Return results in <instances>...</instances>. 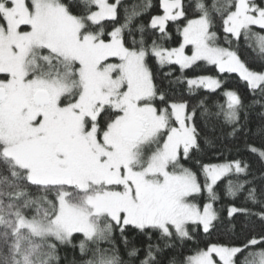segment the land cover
Wrapping results in <instances>:
<instances>
[{
	"label": "snow or ice",
	"instance_id": "1",
	"mask_svg": "<svg viewBox=\"0 0 264 264\" xmlns=\"http://www.w3.org/2000/svg\"><path fill=\"white\" fill-rule=\"evenodd\" d=\"M159 6L145 23L152 0H0V264H264V67L238 54L243 37L264 65V0ZM170 22L178 47L166 44ZM201 61L237 73L254 99L226 90L215 110L190 107L162 87L178 65L170 87L220 88L214 76H185ZM197 108L207 124L223 117L259 169L243 158L200 163L214 140L201 135ZM240 217L238 238L169 255Z\"/></svg>",
	"mask_w": 264,
	"mask_h": 264
},
{
	"label": "trees",
	"instance_id": "2",
	"mask_svg": "<svg viewBox=\"0 0 264 264\" xmlns=\"http://www.w3.org/2000/svg\"><path fill=\"white\" fill-rule=\"evenodd\" d=\"M140 0H124L126 4L139 3ZM260 0H257L259 3ZM160 0H152V8L142 17V21L147 23L150 19L151 15H160L163 14V9L159 6ZM255 31H259L258 27L253 26ZM171 33V39L166 41L167 46L169 47H178L179 43L182 42V37L179 32H177V25L174 23L169 24L168 28ZM238 54L241 59L244 60L247 65L254 70H261L264 65L261 64L259 57L256 52L253 51L252 48H248L245 46L243 37L241 38V47L238 50ZM198 66H194L192 69L185 70V76L187 78H194L200 75L206 76H214L218 79L222 80V85L220 88L215 91L206 89L204 87H198L195 93H189V86L186 83L182 84H173L171 87L169 86V79H175L176 76L180 75L179 66L174 65L172 68L173 76L169 78H165L161 81L162 87L169 89L170 92L176 97H183L189 102L190 107L199 105L200 101L203 100L209 107L215 110V106L217 104H225L226 97L223 95L226 90H234L238 92L241 97L244 99L245 104H249L254 97L252 96L249 88L237 73H220L216 66L208 65L205 62H197ZM168 68H165L164 71H168ZM258 98V97H257ZM261 109L259 106L252 108L249 111V126L254 133L257 127L262 123L259 112ZM198 116L196 117V123L198 125L199 130L201 131L202 136H209L214 140L212 145H204V150L197 154L196 158L203 164H221L226 161L232 160L234 158H243L248 160L250 164L253 165V170L256 171L259 169V164L256 162V157L254 155L248 154L244 151V143L243 139L240 141H234L231 137L226 136L224 133L226 131L225 126L223 124V117L217 120H213L210 124L205 123L199 117V108H197ZM252 142H254L257 146L260 145L261 141L258 137L250 135L248 137ZM203 143V141H202ZM237 148L240 149V154H237ZM231 149V150H229ZM188 163V166L198 167V165H193L191 162ZM257 174H259L257 172ZM225 180H221L218 182V186H223ZM228 198L225 197L223 203L227 205ZM242 201L238 200L237 204H241ZM220 207L219 204L216 205ZM222 216L225 213H221ZM243 220V217L239 219H235L234 223L237 225L235 229L232 228L231 225L227 223L225 219L224 223L218 225V227L211 232V234H205L202 229L196 233L193 241H187L183 244L177 242L176 247L172 249L169 253L170 256H176L177 259H181L188 255L193 254V250L196 247L203 248L209 242L216 241H227L231 239H236L239 236V228L240 223ZM79 235V234H78ZM79 238H82L79 237ZM130 239H135L138 246L142 245L144 238L138 236L135 233L130 234ZM78 243V240L76 241ZM123 252V249H122ZM67 256L71 259L75 256L77 261L83 259L79 254V249L73 250L68 247L61 248V256ZM127 259V257H125ZM62 264L65 262L62 261Z\"/></svg>",
	"mask_w": 264,
	"mask_h": 264
},
{
	"label": "rangeland",
	"instance_id": "3",
	"mask_svg": "<svg viewBox=\"0 0 264 264\" xmlns=\"http://www.w3.org/2000/svg\"><path fill=\"white\" fill-rule=\"evenodd\" d=\"M189 47H190V46H189ZM185 52H186V54H189V55L191 54V53L188 51V48L185 49ZM200 87H203V86H200Z\"/></svg>",
	"mask_w": 264,
	"mask_h": 264
}]
</instances>
